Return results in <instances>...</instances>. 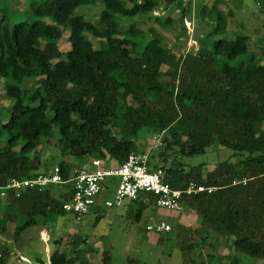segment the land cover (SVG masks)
Returning a JSON list of instances; mask_svg holds the SVG:
<instances>
[{
	"label": "trees",
	"instance_id": "obj_1",
	"mask_svg": "<svg viewBox=\"0 0 264 264\" xmlns=\"http://www.w3.org/2000/svg\"><path fill=\"white\" fill-rule=\"evenodd\" d=\"M194 2L174 0L178 20L155 18L146 43L137 40L144 32L134 25L124 29L118 16L153 13L160 0H38L32 4L34 20L10 25L1 17L0 78L16 84L5 88L11 106L0 117V194L14 179L44 175L37 152L56 127L63 153L98 159L105 167L145 153L138 141L147 130L165 144L153 169L163 170L173 189L190 183L213 189L185 196L183 204L200 218L201 232L227 240L228 264H244L242 255L264 261V65L252 53L234 66L248 54L249 38L224 36L227 18L219 0L210 8ZM258 3L264 8V0ZM97 4L103 9L96 21L77 13ZM193 8L200 20V29L195 27L199 48L178 55L164 45L162 31L178 34L180 28L178 36H185L183 23L192 19ZM64 41L67 50H62ZM28 78L34 85L23 90L20 85ZM216 142L233 151L235 160L206 172L204 165L187 169L169 161V150L194 157ZM59 167L69 180L74 168L64 161ZM71 192L69 185L8 191L0 205V233L7 234L12 225L18 242L39 219L67 215L63 205ZM146 199L147 204L133 201L138 221L154 208L156 197ZM11 253L1 247L0 264H8ZM215 259L208 256L211 264ZM49 262L71 264L57 250Z\"/></svg>",
	"mask_w": 264,
	"mask_h": 264
},
{
	"label": "rangeland",
	"instance_id": "obj_2",
	"mask_svg": "<svg viewBox=\"0 0 264 264\" xmlns=\"http://www.w3.org/2000/svg\"><path fill=\"white\" fill-rule=\"evenodd\" d=\"M35 1L38 0H0V18L6 16L10 25L24 20H34L32 4ZM160 1L161 5L153 13L140 14L135 18L118 16V21L124 29L134 25L137 30L144 32V35L137 40L146 43L149 30L156 25L155 18L170 16L175 21L179 18L180 10L177 9L174 0ZM216 1L218 0H196L194 4L198 7V4L203 3L210 8ZM219 1V8L227 18V30L224 36L228 39L237 36L249 38L248 54L239 57L233 63L234 66H239L243 61L248 60L252 53L264 65L262 5H259L258 0ZM102 9L101 4H97L81 8L77 13L88 20L96 21ZM193 12L195 14L193 13L192 19L187 18L183 23L187 30L185 36H178L180 28L178 34L162 31L165 37L164 45L168 48H176L175 53L178 55L199 48L195 27L200 29V20L195 17L196 8H193ZM190 21L191 30L187 27V22ZM179 26L182 27V24L180 23ZM91 40L96 48L100 47L98 39L91 37ZM68 48L69 45L64 41L62 50ZM33 80L34 78L26 79L20 87L23 90L31 89L34 85ZM9 84L16 82L12 79L0 78V117L2 118L11 106V101L5 95V88ZM140 136L146 140L139 138L138 144L145 153H150L153 166L160 159L158 153L161 148H165V144L162 138L150 134L147 130H143ZM60 138L56 127L54 135L45 140L38 149L41 174H50L54 168L59 167L61 161L71 165L73 170L86 169L87 166H90L93 172L97 170L91 164V158L78 159L69 153H63L58 142ZM233 154V151L221 147L217 142L206 154L194 157H183L175 150L167 151L170 163L175 160L187 169L204 165V172L213 171L222 161L235 160ZM115 187V184L110 185V189ZM112 197L113 195L109 198ZM5 200L6 197L0 196V205ZM105 200L101 199L98 208L95 210L93 208L81 221L72 214L59 215L50 222L39 219L38 226L26 231L18 242L14 240L11 225L7 234L0 233V248L8 246L12 252L8 264H43L41 261L50 264V257L56 250L66 253L71 264H106V258H109V264H211L208 261L210 254L216 257L212 264H228L231 248L227 240L213 232L209 233V237L205 232H201L200 218L186 208L181 217V224L176 223L175 219L183 212H170L157 207L147 209L138 221L136 216L139 207L135 202L127 199L120 207L108 208L105 206ZM98 218L100 219L97 221ZM158 218L170 223L172 231L163 234L149 233L146 229L148 224L158 221ZM242 260L244 264H264V261L247 255H242Z\"/></svg>",
	"mask_w": 264,
	"mask_h": 264
},
{
	"label": "built area",
	"instance_id": "obj_3",
	"mask_svg": "<svg viewBox=\"0 0 264 264\" xmlns=\"http://www.w3.org/2000/svg\"><path fill=\"white\" fill-rule=\"evenodd\" d=\"M191 24V21L187 22L189 30H191ZM91 164L97 168L95 172L75 169L72 170L67 181L63 179L58 166L50 174L41 175L34 180L14 179L3 189L0 196L7 197L8 191L19 192L26 187L37 188L41 191L52 185H69L72 191L71 199L64 203L63 210L81 221L93 208L99 205L104 194L110 192L109 181L115 178L119 179V183L112 199L105 200V206L108 208L120 207L127 199L131 201L143 200L147 204V195H152L156 197L154 206L157 208L181 213L185 209L183 204L185 196L213 191L211 188L208 189L196 183H190L188 187L181 190L173 189L166 181L165 172L161 169H153L149 152L133 153L121 166L105 167L104 162L98 159L91 160ZM146 229L149 233L163 234L171 232L172 226L164 221H156L148 224ZM23 261H25L24 258Z\"/></svg>",
	"mask_w": 264,
	"mask_h": 264
},
{
	"label": "crops",
	"instance_id": "obj_4",
	"mask_svg": "<svg viewBox=\"0 0 264 264\" xmlns=\"http://www.w3.org/2000/svg\"><path fill=\"white\" fill-rule=\"evenodd\" d=\"M86 170H88V171H90V172H93L92 170H91V168H90V166H87L86 167ZM118 183H119V179H112V180H110L109 181V186L111 185V184H115L116 185V187L114 188V189H110V192L109 193H105L104 194V197L102 198V199H108L111 195H113V193L115 192V189L117 188V185H118ZM106 194H107V196H106ZM154 206V205H153ZM154 207H156V206H154ZM98 208V206L96 207V208H94V210L95 209H97ZM92 211V210H91ZM185 213V209H184V212L183 213H181V215H179V216H177L176 217V223H179V224H181L182 223V221H181V217L183 216V214ZM168 218H169V216H167ZM152 218V217H151ZM162 218V217H161ZM161 218H158L157 220H158V222L159 221H163ZM164 222H166L167 223V221H164ZM167 224H169L170 225V223H167ZM47 233V232H46ZM46 235V234H45Z\"/></svg>",
	"mask_w": 264,
	"mask_h": 264
}]
</instances>
